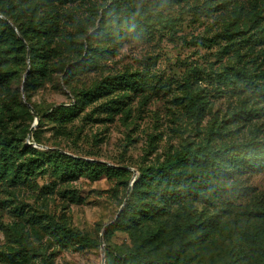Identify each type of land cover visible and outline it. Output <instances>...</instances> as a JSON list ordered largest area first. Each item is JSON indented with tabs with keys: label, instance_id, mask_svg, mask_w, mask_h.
<instances>
[{
	"label": "trees",
	"instance_id": "obj_1",
	"mask_svg": "<svg viewBox=\"0 0 264 264\" xmlns=\"http://www.w3.org/2000/svg\"><path fill=\"white\" fill-rule=\"evenodd\" d=\"M76 1L0 0V87L9 89L18 70L21 68L25 72L22 94L11 92L8 96L18 109L9 114V109L0 104V188L31 184L33 176L40 173H49L60 183L80 177L91 182L103 176L120 178L125 186L119 207L124 205L105 231L109 257L105 264H201L203 254L226 228L224 217L217 213L221 209L209 213L207 206L230 205L229 200L236 192L229 181L235 172H264V139L252 138L214 148L207 143L182 146L162 162L140 168L130 185L131 172L127 167L27 145L25 139L41 143L37 130L28 137L35 115L39 118L38 127L47 119L56 124V130L63 135L69 125L79 119L84 108L94 102L106 99L82 120L98 122L99 116L105 115V120L111 121L117 114L127 116L134 98L146 101L151 96L152 77L146 71L127 70L107 76L87 89L72 84L100 69L101 61L114 57L126 37L139 38L146 26L141 7L130 0H114L97 15L90 32L82 30L81 23L76 22L74 33L68 34L58 7ZM200 1L205 3L207 10L217 7L218 15L224 16L226 23L222 32L229 42L230 36L245 35L255 29L242 40L250 42L252 39L250 46H264V24L256 19H260L261 11L257 0ZM117 12L125 19L112 17ZM246 22L256 26L245 28ZM55 72L61 73L58 87L67 89L73 101L41 113L30 105V94ZM258 76L264 77V70ZM155 89L153 86L152 90ZM16 118H26L27 123L20 124L15 132L8 131L6 121ZM67 195L69 203L80 201L73 192ZM261 203L248 213L253 225L228 230L224 249L216 253L217 258L227 254L222 264H250L251 261L264 264V201ZM197 206L204 208L198 210ZM21 213L19 210V215ZM28 219L29 231L43 235L50 246L77 252L99 247L98 241L70 226L64 217L31 213ZM116 233L124 238L120 244L108 239ZM0 256H4L2 264H32L35 254L19 246L18 250L0 253ZM39 256L43 264L52 261L48 255Z\"/></svg>",
	"mask_w": 264,
	"mask_h": 264
},
{
	"label": "rangeland",
	"instance_id": "obj_2",
	"mask_svg": "<svg viewBox=\"0 0 264 264\" xmlns=\"http://www.w3.org/2000/svg\"><path fill=\"white\" fill-rule=\"evenodd\" d=\"M130 1L142 9L143 23H146L144 34L139 38L126 37L114 57L102 60L100 69L72 84L87 89L107 76L127 70L146 71L152 77L151 96L146 101L134 98L127 116L117 114L111 121H106L105 115H100L98 122L82 120L106 99L94 102L84 108L63 135L56 130V124L43 119V124L33 129L37 130L40 145L32 139L30 142L25 139L26 144L127 167L131 172L130 185L140 168L162 162L182 146L207 143L214 148L252 138L264 139V77L258 76L264 70V46H250L252 39L242 40L255 29L245 35H232L229 42L222 32L226 20L218 15L214 3L213 9L207 10L200 0ZM112 2L77 0L59 6L65 32L73 34L76 22L81 23L82 30L90 32L97 15ZM257 3L261 11L260 19H256L264 24V0ZM112 17L125 19L121 12ZM249 26L256 25L246 22L245 28L250 29ZM18 71L9 89L0 87V104L9 109V114L18 109L9 94H22L25 72L21 68ZM60 75L55 72L30 94L29 103L39 112L73 101L67 89L58 87ZM246 111L251 114L246 115ZM6 123L8 131L15 132L27 119L16 118ZM233 175L229 184L236 193L229 200L230 205L207 206L209 213L221 209L217 213L224 217L226 228L203 254L201 264H222L227 254L217 258L216 253L224 249L228 230L253 225L248 213L264 201V172L239 171ZM120 180L103 176L91 182L80 177L60 183L49 173H40L33 176L31 184L0 188V253L23 246L35 254L32 264H43L39 256L43 254L52 260L50 264H102V258L105 264L109 259L105 231L120 209L119 199L125 186ZM69 192L78 195L80 201L69 203L66 199ZM201 208L204 206H197L198 210ZM31 213L64 217L70 226L98 241L99 247L77 252L50 246L43 235L29 231ZM108 239L120 244L124 238L116 233ZM3 257L0 256V264Z\"/></svg>",
	"mask_w": 264,
	"mask_h": 264
},
{
	"label": "water",
	"instance_id": "obj_3",
	"mask_svg": "<svg viewBox=\"0 0 264 264\" xmlns=\"http://www.w3.org/2000/svg\"><path fill=\"white\" fill-rule=\"evenodd\" d=\"M23 80H24V78H23ZM34 115H35V114H34ZM38 120H39V118L35 115V118H34L33 124H32V126H31V128H30V130H29L28 137L30 136V134H31V132L33 131L34 127L37 125ZM127 169H128V168H127ZM125 200H126V199H125ZM125 200H124V202H125ZM123 205H124V203H123ZM123 205L120 207L118 213H119L120 210L122 209ZM118 213H117V214H118ZM116 218H117V215L115 216L114 220H115ZM104 228H105V227H104ZM100 242H101V238H100ZM100 246L102 247V245H100ZM102 264H104V259H103V258H102Z\"/></svg>",
	"mask_w": 264,
	"mask_h": 264
}]
</instances>
